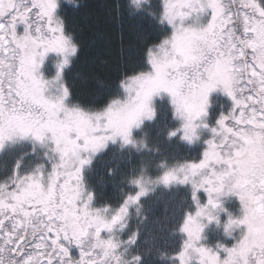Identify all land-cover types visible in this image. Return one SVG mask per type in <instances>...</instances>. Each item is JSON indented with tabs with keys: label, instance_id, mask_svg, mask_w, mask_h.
Returning <instances> with one entry per match:
<instances>
[{
	"label": "snow or ice",
	"instance_id": "obj_1",
	"mask_svg": "<svg viewBox=\"0 0 264 264\" xmlns=\"http://www.w3.org/2000/svg\"><path fill=\"white\" fill-rule=\"evenodd\" d=\"M108 7L135 62L85 99L67 79L81 46L65 0H0V264H149L145 205L162 190L179 211L161 259L264 264V0ZM161 108L171 123L157 136L195 158L150 146ZM109 155L140 156L107 168L122 177L115 203L94 179Z\"/></svg>",
	"mask_w": 264,
	"mask_h": 264
},
{
	"label": "trees",
	"instance_id": "obj_2",
	"mask_svg": "<svg viewBox=\"0 0 264 264\" xmlns=\"http://www.w3.org/2000/svg\"><path fill=\"white\" fill-rule=\"evenodd\" d=\"M111 3L112 0H71L70 4H65L64 15L68 27L81 46L73 65L67 72V79L77 95L85 99L90 98L95 91L97 80L114 82L119 69L130 70L135 62L134 58L126 60L121 56L120 30L109 19L108 6ZM131 29L130 25L124 33L125 47L135 43ZM170 123L171 113H168L167 109H161L158 124L148 125L145 128L150 146H159L176 159L195 158L197 151H190L183 142L168 144L162 132L159 137L157 136V132ZM139 162V155L134 156L131 163L125 157L113 158L111 155L97 162L94 179L104 180L102 191L106 200L117 202L121 197L120 189L123 187L119 184L122 178L120 175L115 180L105 175L107 168L118 166L122 173ZM124 191H128V188L124 187ZM145 207L149 222L143 226V229L149 244L144 247H152L147 257L149 264H168L167 260L161 259L160 254L171 252L176 246L177 238L171 236L162 226L172 219L173 213H178V199L171 194L164 196L156 193L146 200Z\"/></svg>",
	"mask_w": 264,
	"mask_h": 264
},
{
	"label": "rangeland",
	"instance_id": "obj_3",
	"mask_svg": "<svg viewBox=\"0 0 264 264\" xmlns=\"http://www.w3.org/2000/svg\"><path fill=\"white\" fill-rule=\"evenodd\" d=\"M67 3H71V0H65V4H67ZM221 103H223V100H221ZM161 109H166V108H161ZM184 145L186 146V148L188 147L189 149H190V151H192V150H195L196 151V149H195V146H190V145H187V144H185L184 143ZM157 193H159V194H162V195H164V196H169L170 194L173 196L174 194L173 193H169L167 190H162V191H158ZM155 195V194H154ZM175 196V195H174ZM176 197V196H175ZM177 199H178V197H177ZM215 238V233L213 234V239ZM177 240V239H176ZM172 244V243H171ZM173 245V244H172Z\"/></svg>",
	"mask_w": 264,
	"mask_h": 264
}]
</instances>
